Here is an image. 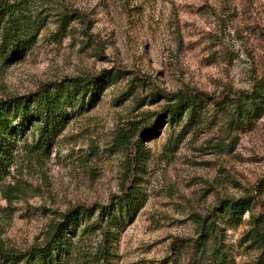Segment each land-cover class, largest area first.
<instances>
[{
    "label": "rangeland",
    "instance_id": "1",
    "mask_svg": "<svg viewBox=\"0 0 264 264\" xmlns=\"http://www.w3.org/2000/svg\"><path fill=\"white\" fill-rule=\"evenodd\" d=\"M66 8L88 26L70 17L63 28ZM24 12L44 26L19 59L0 56V100L64 78L114 76L91 100L67 104L45 152L25 148L36 122L17 134L2 180L14 198L0 193V247L40 245L65 212L105 206L133 175L137 200L105 230L82 231L81 214L62 264H255L264 113L234 132L215 115L191 128L184 115L150 123L168 93L248 88L264 71V0H26ZM134 126L148 137L140 156L128 142ZM243 196L253 197L250 208L231 218L223 203ZM196 215L213 224L202 235Z\"/></svg>",
    "mask_w": 264,
    "mask_h": 264
},
{
    "label": "trees",
    "instance_id": "2",
    "mask_svg": "<svg viewBox=\"0 0 264 264\" xmlns=\"http://www.w3.org/2000/svg\"><path fill=\"white\" fill-rule=\"evenodd\" d=\"M26 0H0V56L4 59H19L35 40L38 30L43 28V19L38 22L29 21L24 12ZM76 17L88 26V21L77 9L66 8L62 16L63 28L68 25L69 18ZM90 36V35H89ZM114 74L101 72L100 75L87 77H69L59 82L41 85L35 92L16 99L0 100V193L10 203L14 198L11 187L3 185V178L8 174V166L13 158V146L16 137L26 123L36 122L34 129L38 132L33 145H26L29 151L45 152L48 149L47 139L52 127L65 114L67 104L91 100L101 86L110 82ZM166 103L153 114L154 128L162 120L173 122L185 116L184 126L191 128L202 123L203 119L213 115L224 120L232 132L250 128L253 121L264 113V71L252 78L248 88L222 90L218 94L203 91H177L164 95ZM212 103V107L208 104ZM210 109V110H209ZM134 126L131 132L139 129ZM126 137V133L123 134ZM129 137V136H128ZM148 138L146 133L138 132L134 140L128 142L140 156L142 142ZM133 175L124 177L119 193H113L105 206L91 208L75 207L62 215L52 231L40 245L32 246L24 251L0 247V264H62L71 242L68 240L69 230L76 224L81 214H87L88 223L82 231L96 229L104 224L106 229L113 221L114 212L137 200L138 185L133 182ZM13 188V187H12ZM253 197L243 196L232 203H223L231 218L239 216L251 206ZM95 220L90 223L92 215ZM196 223L201 224V235L208 229L211 221L196 215ZM207 223V224H206ZM213 225V224H212ZM210 225V227H212ZM212 231V228H210ZM208 232V231H207ZM261 252L255 264H264V233L256 232Z\"/></svg>",
    "mask_w": 264,
    "mask_h": 264
}]
</instances>
